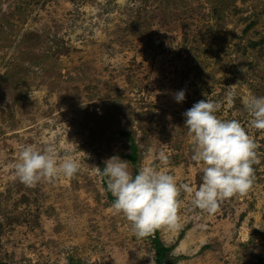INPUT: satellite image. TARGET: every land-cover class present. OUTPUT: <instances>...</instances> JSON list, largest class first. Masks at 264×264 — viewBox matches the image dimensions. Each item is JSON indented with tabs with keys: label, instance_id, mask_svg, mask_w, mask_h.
<instances>
[{
	"label": "rangeland",
	"instance_id": "1",
	"mask_svg": "<svg viewBox=\"0 0 264 264\" xmlns=\"http://www.w3.org/2000/svg\"><path fill=\"white\" fill-rule=\"evenodd\" d=\"M139 21L151 26L125 32ZM33 35L39 40H27ZM262 39L264 0H0V262L150 264L148 238L114 213L93 167L127 160L131 136L136 173L163 167V152L177 184L198 189L202 166L191 159L183 113L206 98L253 138L258 175L214 215L182 192L180 227L161 228L160 240L170 264L264 259V131L249 127L243 105L249 94L264 96V47L250 49ZM54 47L70 52L59 57ZM236 84L229 107L227 87ZM49 143L79 162L78 173L24 186L8 165L22 146Z\"/></svg>",
	"mask_w": 264,
	"mask_h": 264
},
{
	"label": "clouds",
	"instance_id": "2",
	"mask_svg": "<svg viewBox=\"0 0 264 264\" xmlns=\"http://www.w3.org/2000/svg\"><path fill=\"white\" fill-rule=\"evenodd\" d=\"M237 84L227 87L229 107L235 99L231 89ZM173 98L177 103L184 102L185 91L176 92ZM243 105L251 117L249 127L264 131V96L249 94ZM221 108L220 102L206 98L183 113L184 128L191 140V159L202 166V182L196 190L188 183L177 184L175 177L166 171L169 160L163 152L159 156L163 167H142L134 176L129 170V161L119 155L105 160L102 169L93 167L105 179L106 190L114 197V213L126 219L138 240H146L161 228L180 227L182 192L192 197L194 208L214 215L224 201L246 196L252 190L253 165L258 162L257 145L239 120L218 117ZM8 167L20 183L35 188L41 182L53 183L60 176L74 178L80 164L70 154L58 157L56 146L49 143L43 148L31 144L22 146ZM150 264H154L152 257Z\"/></svg>",
	"mask_w": 264,
	"mask_h": 264
},
{
	"label": "trees",
	"instance_id": "3",
	"mask_svg": "<svg viewBox=\"0 0 264 264\" xmlns=\"http://www.w3.org/2000/svg\"><path fill=\"white\" fill-rule=\"evenodd\" d=\"M218 6H221V5H215V8L218 7ZM217 10V9H215ZM135 25H137L136 27H133L131 24H128L126 26V33H134L136 35H139L141 33V28L142 27H150L151 26V23H145L144 21H139V22H136ZM34 39V42L38 41L39 40V36H32V37H29L27 40H32ZM56 43L58 42H55V45ZM250 49L251 50H256V49H261L262 47H264V39H262L259 43H255V42H251L250 43ZM32 47L35 46V44H30ZM53 50L56 51L57 55L59 57H62V56H65L67 55L70 50L67 49V48H64V49H61V48H58V47H54L52 48ZM39 56L38 55H33V58L36 59L37 61H39ZM129 139H130V142H131V145H130V149H131V155L130 156H127L124 158L127 159L130 163V165L132 166L133 168V176L135 174H137L135 172L136 170V159H135V155L136 153L138 152L137 150V147L135 146L134 144V141H133V138L131 136H129ZM255 165V164H254ZM253 165V168H254V174H255V177L258 175L257 173V167ZM103 187L107 193V199L110 203H114V198L112 197L111 193L109 191L106 190V181L105 179L103 178ZM4 230L3 228V225L0 224V235L2 234V231ZM148 241L150 242L151 244V247H152V250L154 252V255H155V259H154V263L155 264H170V260L168 259V255L170 254V249L166 248L163 243L161 242L160 240V236H159V230H157L155 232V234L151 237L148 238ZM0 264H5V263H1ZM27 264H30V263H27ZM70 264H75V263H70ZM257 264H264V259H259L257 261Z\"/></svg>",
	"mask_w": 264,
	"mask_h": 264
}]
</instances>
